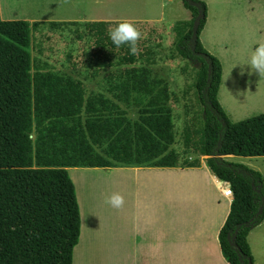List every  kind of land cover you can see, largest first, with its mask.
<instances>
[{
  "label": "trees",
  "instance_id": "obj_1",
  "mask_svg": "<svg viewBox=\"0 0 264 264\" xmlns=\"http://www.w3.org/2000/svg\"><path fill=\"white\" fill-rule=\"evenodd\" d=\"M191 19L177 22L176 50L197 61L194 121L181 134L183 159L173 146L178 102L168 81L151 68L155 53L138 38L137 55L108 38L117 22L50 23L83 27L94 43L91 78L103 74L106 92L88 94L79 69L62 72L32 57L39 24L0 18V264H73L81 213L71 168L199 167L200 156L233 200L220 230L228 264H254L248 242L264 220V180L246 165L220 156L263 157L264 114L232 122L219 98L222 64L200 35L207 5L182 0ZM140 34V22H133ZM138 118L132 119L128 110Z\"/></svg>",
  "mask_w": 264,
  "mask_h": 264
},
{
  "label": "rangeland",
  "instance_id": "obj_2",
  "mask_svg": "<svg viewBox=\"0 0 264 264\" xmlns=\"http://www.w3.org/2000/svg\"><path fill=\"white\" fill-rule=\"evenodd\" d=\"M201 1L206 3L208 9L207 26L201 34V41L216 53L212 55L224 66V82L219 97L224 111L232 122L264 114V76L259 77L255 71L249 73L245 65L256 45L264 43V0ZM0 18L38 23L39 27L32 36V57L62 72L71 73L72 68L79 69L88 94L101 92L106 95L103 81L106 74L91 78L90 72L94 70L91 56L95 46L84 28L69 25L52 29L47 24L122 20L140 22L142 46L145 43L155 53V62L150 68L168 81L172 92L178 97V102L172 105L178 132L173 148L183 159L196 157L185 155L181 142L182 131L194 121L199 110L194 87L199 63L183 59L176 50V24L191 19L182 0H0ZM128 113L130 118H138L136 110L130 109ZM227 157V162L243 164L255 171L258 170L250 166H264V161L256 157ZM199 159L202 164L207 157L200 156ZM110 183L111 190L116 189L111 179L103 181L102 187L108 188ZM126 203L128 197H123V204ZM90 206L93 204L90 203ZM261 251L264 252V248Z\"/></svg>",
  "mask_w": 264,
  "mask_h": 264
},
{
  "label": "crops",
  "instance_id": "obj_3",
  "mask_svg": "<svg viewBox=\"0 0 264 264\" xmlns=\"http://www.w3.org/2000/svg\"><path fill=\"white\" fill-rule=\"evenodd\" d=\"M250 167L264 176V166ZM69 174L81 213L73 264H228L219 233L233 200L224 194L230 184L220 181L206 162L199 167L71 168ZM108 179L116 189L111 183L102 187ZM113 192L128 197V203L119 208L106 204ZM248 240L254 264H264V220L251 229Z\"/></svg>",
  "mask_w": 264,
  "mask_h": 264
},
{
  "label": "clouds",
  "instance_id": "obj_4",
  "mask_svg": "<svg viewBox=\"0 0 264 264\" xmlns=\"http://www.w3.org/2000/svg\"><path fill=\"white\" fill-rule=\"evenodd\" d=\"M107 35L116 48L127 45L129 54L137 55L136 42L141 34L133 22L129 20L119 21L114 26L109 27ZM245 65H247L249 73L255 71L259 77L264 76V43L256 45ZM243 66L241 67V73L244 71ZM105 203L113 208H119L123 204V197L119 192H113L106 197Z\"/></svg>",
  "mask_w": 264,
  "mask_h": 264
},
{
  "label": "built area",
  "instance_id": "obj_5",
  "mask_svg": "<svg viewBox=\"0 0 264 264\" xmlns=\"http://www.w3.org/2000/svg\"><path fill=\"white\" fill-rule=\"evenodd\" d=\"M226 196H230L231 198H233V192L230 188V185L226 188Z\"/></svg>",
  "mask_w": 264,
  "mask_h": 264
},
{
  "label": "bare ground",
  "instance_id": "obj_6",
  "mask_svg": "<svg viewBox=\"0 0 264 264\" xmlns=\"http://www.w3.org/2000/svg\"><path fill=\"white\" fill-rule=\"evenodd\" d=\"M224 194L226 195V190H225ZM228 197H230V196H228Z\"/></svg>",
  "mask_w": 264,
  "mask_h": 264
}]
</instances>
